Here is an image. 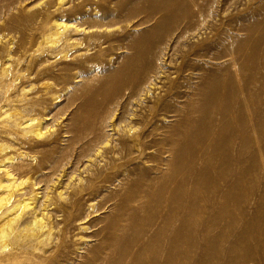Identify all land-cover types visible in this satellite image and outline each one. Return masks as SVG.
Wrapping results in <instances>:
<instances>
[{
    "label": "rangeland",
    "instance_id": "1",
    "mask_svg": "<svg viewBox=\"0 0 264 264\" xmlns=\"http://www.w3.org/2000/svg\"><path fill=\"white\" fill-rule=\"evenodd\" d=\"M166 2L0 0V180L48 224L5 264H264V0H204L182 31ZM160 30L164 73L131 121L120 80ZM132 125L144 152L114 154Z\"/></svg>",
    "mask_w": 264,
    "mask_h": 264
},
{
    "label": "bare ground",
    "instance_id": "2",
    "mask_svg": "<svg viewBox=\"0 0 264 264\" xmlns=\"http://www.w3.org/2000/svg\"><path fill=\"white\" fill-rule=\"evenodd\" d=\"M12 3L16 2V0H11ZM165 1V0H164ZM204 2V0H167V2L165 3L167 7H165L166 9V12L164 14V18H166V21H167V18H170V22H168L169 24L172 23V28L177 30V29H182L183 26H185L188 21L194 19L197 15H200L201 14V11H200V4H202ZM11 3V2H10ZM214 4V3H213ZM204 5V4H203ZM168 6H170L172 8L169 9ZM205 6V5H204ZM209 6V5H208ZM163 7V6H162ZM211 7V6H210ZM154 15V14H153ZM205 15V14H204ZM202 16V15H201ZM204 17H202L200 20V23L201 21H205V18L203 19ZM161 19V18H160ZM172 19V21H171ZM165 20V19H164ZM160 23L157 24V27H158V31L160 29L159 25H161V23L163 21H159ZM193 22V21H192ZM166 22V24H168ZM164 24V22H163ZM169 24L167 27H169ZM165 25H163L164 27ZM162 27V26H161ZM162 27V28H163ZM166 27V28H167ZM169 27V29L171 28ZM61 26H58L57 29L58 31H61L60 30ZM63 28V27H62ZM66 28V27H64ZM164 28V29H166ZM186 28V27H185ZM156 30V29H155ZM163 30V29H161ZM160 30V31H161ZM171 30V29H170ZM157 31V32H158ZM182 31V30H181ZM184 31V30H183ZM156 33V32H155ZM161 32H159V34H153V38L150 40V44L149 47L147 49H142L140 48V50L137 52V60L135 63H131L132 65V71L131 73L127 74L126 76H124V79L120 80V86H121V92H123V97H125L126 99V104L127 105H131L133 111H131L129 114L131 116V121H133L134 118L132 117H135L137 115H140V113L138 112L140 110V108H142V105H143V100L145 99V97L148 95V93H150L151 91V87L150 85H153L154 84V80L158 79L160 76H161V73H164V70L162 69V67H160L159 63H161V60L164 59V54H163V48H162V44L164 43V40H168L167 38H170L172 37L173 34H161ZM166 33V32H165ZM59 35V34H58ZM185 35V34H184ZM177 38H176V41H179L180 38H182L183 34H178L176 35ZM60 38V37H59ZM233 38V37H232ZM147 39V38H146ZM239 42V41H238ZM237 42V43H238ZM231 43V42H230ZM147 45V46H148ZM232 48H234L235 44L232 43L230 44ZM229 45V47H230ZM142 46V45H140ZM146 46V47H147ZM136 47V45H135ZM138 47V46H137ZM136 47V48H137ZM247 47V46H246ZM231 48V49H232ZM241 48V47H239ZM238 49V48H237ZM233 52V50H232ZM234 53V52H233ZM240 54V53H239ZM256 59V58H255ZM236 60V59H235ZM233 60L232 62L235 63L236 61ZM239 60V59H238ZM160 61V62H158ZM163 61V60H162ZM163 64V63H162ZM130 66V67H131ZM256 68V67H255ZM130 69V68H129ZM234 69V68H233ZM246 69V68H245ZM257 69V68H256ZM255 69V70H256ZM240 70V69H239ZM129 72V70H128ZM239 75V74H238ZM236 77V76H235ZM252 78V76H251ZM237 79V78H236ZM239 80V79H238ZM235 82H238L235 80ZM251 83H254L255 82V79H252L250 81ZM237 86L234 84V88L232 89L233 91L231 92H238L239 88L242 89V87L239 85V83H236ZM119 85H118V88H119ZM222 85V84H221ZM231 85V84H230ZM244 85V84H243ZM231 87V86H230ZM221 89V88H220ZM231 89V88H230ZM240 89V91H241ZM245 88H243L244 90ZM217 91V90H216ZM245 92V91H243ZM172 89H169L165 92L166 95H172ZM220 93V92H219ZM227 93V92H226ZM245 94V93H244ZM220 95V94H219ZM236 95V94H235ZM231 96V95H230ZM207 97V96H206ZM217 98V97H216ZM244 98V97H243ZM212 101V100H211ZM217 101V100H216ZM205 102V101H204ZM206 103V102H205ZM209 103V102H208ZM239 103V102H238ZM245 103V102H244ZM243 103V104H244ZM134 104H135V107H134ZM211 104V103H210ZM213 104V103H212ZM208 106V105H207ZM241 106V105H240ZM130 107V108H131ZM214 107V106H213ZM216 107V105H215ZM214 107V109H215ZM228 107V106H227ZM129 108V107H128ZM212 108V106H211ZM225 108V107H224ZM230 108V107H229ZM206 110V112L209 110L208 107L204 108ZM228 109V108H227ZM227 109H223L221 108L220 111H222V114L221 116H223V121H222V126L224 125L225 128L226 127H229V119L227 121V119H225L226 117V112ZM247 111V110H246ZM210 113V112H209ZM208 113V114H209ZM220 113V112H219ZM114 114V113H112ZM128 114V115H129ZM244 115V114H243ZM220 117V115H219ZM238 118V117H237ZM215 119V118H214ZM213 116L212 115H203L202 118H201V122L203 124L207 123L208 125V133L207 135L210 137L212 135V130H213V124L215 123L213 120ZM27 120V119H26ZM30 120V119H28ZM35 118H31V120L29 121V123H25L24 127L23 128H28V127H31V124H32V121H34ZM37 121V120H36ZM130 121V120H129ZM31 122V123H30ZM38 122V121H37ZM246 122V120H245ZM100 123V122H99ZM105 123V122H104ZM232 123V122H231ZM230 123V127L232 128L233 126L231 125ZM141 124H143L141 126V129L143 130V128L145 127L146 125V121H141ZM236 124V123H235ZM221 126V127H222ZM34 127V126H33ZM206 127V125H205ZM33 129V128H32ZM30 128V130H32ZM233 129V128H232ZM252 131L255 133L256 132V128L255 127H252L251 128ZM40 130V129H39ZM133 125L132 126H129L128 128V139H124L122 142V147L120 148V150H118L117 152H114V154H118L120 155L122 153V151L125 149V147L127 146H131V145H134V146H138L139 148V153H142L144 152V143H145V136L142 134V132L140 134H137L135 135L134 132H133ZM26 131V130H25ZM36 131V129H35ZM33 132V130H32ZM130 132H132L130 134ZM26 133V132H25ZM34 133V132H33ZM36 133L39 135L40 131H36ZM35 134V133H34ZM41 134V133H40ZM231 138V134L229 136ZM233 137V135H232ZM91 138V137H90ZM131 138V139H130ZM196 139V137H195ZM232 139V138H231ZM230 139V140H231ZM98 140V139H97ZM229 140V141H230ZM233 140V139H232ZM4 141V140H3ZM191 141V142H190ZM188 141V143H190L191 146L195 145V141H192L190 140ZM95 143V142H94ZM186 144V143H185ZM231 144H227L226 146L228 148H230L229 146ZM220 146V145H219ZM225 146V147H226ZM3 147V146H2ZM105 147V146H104ZM103 147V148H104ZM181 147V146H180ZM195 148V146H193ZM224 147V146H223ZM5 148V147H4ZM8 148V147H7ZM84 148V147H82ZM174 148H175V145L172 144V150L174 152ZM179 148V147H178ZM181 149V148H180ZM191 149V148H190ZM189 149V150H190ZM177 150V149H176ZM183 150V149H182ZM225 150V149H224ZM227 150V148H226ZM101 151V150H100ZM179 151V150H178ZM92 152H94L92 150ZM98 152V151H97ZM186 152V151H185ZM184 151L181 152V150L179 151V154L178 152L176 151V154H174L176 156L177 159H183L185 160V158H187L186 156V153ZM195 152V149L194 151ZM193 152L191 151V155L193 157ZM189 153V152H188ZM25 154V153H24ZM189 154V155H190ZM21 155V153H20ZM28 155V154H27ZM72 155V154H71ZM81 155V154H80ZM79 155V156H80ZM22 156V155H21ZM12 157V156H11ZM81 157V156H80ZM96 157V156H94ZM217 158V157H216ZM7 159V158H6ZM11 160V158H9ZM104 159V158H103ZM26 160V159H25ZM29 160V159H28ZM182 160V161H183ZM188 160V159H187ZM187 160L186 163L188 162ZM179 162L181 160H178ZM3 162V161H2ZM15 162V161H14ZM23 162V161H22ZM30 162V161H29ZM92 162V161H91ZM1 163V162H0ZM28 163V162H26ZM88 163V162H87ZM25 164V163H24ZM177 165V163H174L173 165ZM21 165V164H20ZM19 165V166H20ZM32 165V164H31ZM180 165V164H179ZM181 166V165H180ZM2 167V166H1ZM189 167V166H188ZM20 168H22L20 166ZM19 168V169H20ZM34 168V167H32ZM178 168V167H177ZM181 168V167H180ZM22 169H25L22 168ZM36 169V168H35ZM191 169V168H190ZM30 170V169H29ZM41 170V169H40ZM204 170V169H203ZM221 170V169H220ZM226 170V168H225ZM14 171V170H13ZM21 171V170H20ZM27 171V170H26ZM25 171V172H26ZM42 171V170H41ZM176 171V170H175ZM179 171V170H177ZM190 171V170H189ZM238 171V170H237ZM3 172V171H1ZM23 172V171H22ZM29 172V171H28ZM27 172V173H28ZM188 172V171H187ZM220 172V171H219ZM226 171H224L225 173ZM21 173V172H20ZM189 173V172H188ZM187 173V175H188ZM228 173V171H227ZM7 176V178L4 177L7 179V181H3V180H0V264H5L6 262L10 261V260H13L16 256H17V253H16V250L13 251L14 248L16 249H20V248H25L26 246H28V244H33L35 243L34 240L30 241L29 243H22V241L20 240L21 237H23V233L25 231H29L30 232V235L35 237V236H38V235H44L43 232L44 230L46 229V227L48 226L47 224V221L46 222H43V218H41V216H38V213H34V212H30L29 211V214L27 216L25 210H27L30 206V202H28V200L26 199H15L16 197V194H19L21 193L22 195L24 193L20 192V190L22 189L20 186L23 184V182L21 181H18L20 179H16V177L9 171V170H5V172L3 173ZM2 174V175H3ZM25 174V173H24ZM176 175V173H174ZM211 174V173H210ZM223 172L220 174L222 175ZM241 174V173H240ZM170 175V174H169ZM18 176V175H17ZM21 176V175H20ZM50 176V175H49ZM174 176V175H173ZM224 176V175H222ZM227 176V175H226ZM242 176V175H240ZM2 177V176H1ZM53 177V176H52ZM170 177V176H169ZM221 177V176H220ZM223 178V177H222ZM236 178V177H235ZM234 178V180H236ZM174 179V178H173ZM238 179V177H237ZM242 179V178H241ZM240 179V180H241ZM239 180V181H240ZM18 181V182H17ZM237 181V182H239ZM186 182V181H185ZM184 182V183H185ZM235 182V181H234ZM233 184V183H232ZM235 184V183H234ZM238 184V183H236ZM169 185V184H168ZM167 185V186H168ZM232 186V185H231ZM239 188V187H238ZM157 189V188H156ZM234 190V189H233ZM164 191H166L164 189ZM163 190H157V194H159L160 197H162V199L164 197H166V192H164ZM174 192L175 190H172L171 189V192ZM233 192V191H232ZM175 194V193H174ZM239 195V193L237 194V196ZM169 196V195H168ZM172 196V195H171ZM232 196V194L230 195ZM236 195L234 197H237ZM159 198V197H158ZM157 198V199H158ZM155 199V200H157ZM160 198V200H162ZM171 200V199H170ZM159 201V200H158ZM170 202V201H169ZM156 203V202H155ZM160 203V201L158 202V204ZM175 205V204H174ZM178 205V204H177ZM160 206H161V203H160ZM159 207V206H158ZM148 208V207H147ZM155 208V207H154ZM168 208V207H167ZM159 209V208H158ZM150 210V209H149ZM162 210V209H161ZM157 211V210H156ZM156 213V212H155ZM41 215V213H40ZM157 216V215H156ZM163 218V217H162ZM149 220V219H148ZM150 222V220H149ZM153 222V221H152ZM166 222V221H165ZM169 222V221H168ZM170 223V222H169ZM166 225V224H165ZM151 226V225H150ZM149 226V227H150ZM167 226V225H166ZM165 228V227H164ZM146 231V230H145ZM155 232V231H154ZM12 234V236H11ZM46 234V233H45ZM159 236V235H158ZM153 240V239H152ZM171 240H173V236L171 238ZM128 242V241H127ZM40 243V242H39ZM134 243V242H133ZM122 247V246H121ZM124 247V246H123ZM122 247V249H123ZM133 247V246H132ZM173 247L171 246L170 248V253H173ZM125 250V249H124ZM123 251V250H122ZM127 252V251H126ZM122 254V253H120ZM124 257V256H123ZM136 257V255H135ZM172 257V255H171ZM125 258V257H124ZM125 260V259H124ZM167 264H172V262L170 260L167 261Z\"/></svg>",
    "mask_w": 264,
    "mask_h": 264
}]
</instances>
